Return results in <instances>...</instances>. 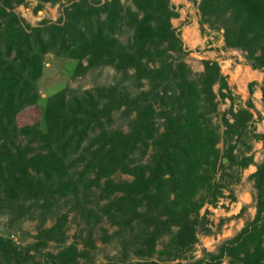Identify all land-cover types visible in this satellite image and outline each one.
Here are the masks:
<instances>
[{
  "label": "trees",
  "instance_id": "obj_1",
  "mask_svg": "<svg viewBox=\"0 0 264 264\" xmlns=\"http://www.w3.org/2000/svg\"><path fill=\"white\" fill-rule=\"evenodd\" d=\"M22 1L0 0V211L11 213L9 219L20 217L27 212L26 204L41 200L48 207L55 197L75 196L80 187L99 185L105 201L97 206L96 215L116 226L113 233L128 231L122 249L133 240L139 244L136 251L150 255L157 237L172 226L176 229L165 247L156 250L189 248L200 206L216 200L212 177L222 165L221 156L235 160L234 144L246 133L247 123L254 122L250 97L232 108L231 92L215 59H201L202 69L191 70L183 60L188 50L170 21L178 13L170 0H128V4L70 0L55 20L41 18L35 24L13 10ZM196 6L199 24L221 28L224 45L243 50L249 66L262 70L259 88L264 110V0H198ZM124 30L130 34L119 39L116 32ZM46 52L74 59L75 73L109 64L129 76L135 87L143 83L146 87L131 93L114 82L70 95L61 88L45 97L40 120L22 123L24 108L38 105L35 81ZM254 82L246 83L249 95ZM217 95L230 100L226 111L231 119L221 116V133L211 121ZM120 106L124 114L133 112L127 119L128 130L106 127L112 111ZM156 117L161 118L159 123ZM260 118L257 111L255 121ZM249 132L264 143V133L254 123ZM20 135L23 142L18 141ZM220 137L222 151L216 145ZM148 148L147 160L134 157ZM251 160V154L243 155L239 165ZM74 164L80 167L69 176L68 168ZM115 170L130 179L112 180ZM249 177L252 217L216 249L178 264H220L225 257L227 264H261L264 154ZM64 218L61 213L51 225H40L35 241L23 246L0 235V259L23 261L31 256V248L38 249L49 239L60 243ZM83 253L75 242L45 252L50 264H75ZM126 264L169 263L141 259Z\"/></svg>",
  "mask_w": 264,
  "mask_h": 264
},
{
  "label": "rangeland",
  "instance_id": "obj_2",
  "mask_svg": "<svg viewBox=\"0 0 264 264\" xmlns=\"http://www.w3.org/2000/svg\"><path fill=\"white\" fill-rule=\"evenodd\" d=\"M69 1L23 0L14 5L13 10L30 24H35L41 18L55 20L61 15L63 6ZM121 1L125 4L129 3L128 0ZM170 1L175 5L178 12L176 16L171 17L170 21L179 31L182 45L188 50L183 56V60L186 61L191 70L197 73L202 69L201 59H215L231 92L232 108L244 105L248 96L254 105V122L250 120L247 123L246 133L234 144L232 151L235 160L230 162L225 158L222 165L216 167L212 179L217 186V197L213 203L203 202L200 206L193 244L189 248L167 247L166 253H159L156 249L165 247L167 237L176 229L175 226H172L169 232L157 237L154 245L155 250L150 255L136 251L139 244L133 240L122 249V238H126L128 231L113 233L116 226L110 224L104 215L99 217L96 215L97 206L104 202L105 198L101 195L99 185H91L86 190L80 187L75 196L69 193L55 197L48 207L42 205L41 200L32 202L30 205L26 204L25 211L27 212L20 217L14 216L9 219L11 213L7 210L0 211V235H8L18 246L35 241L34 235L40 225L49 226L61 213L65 214L62 224L63 241L58 243L49 239L38 249L31 248L28 251L31 256L25 260L5 262L0 259V264H50L45 252L54 253L69 242H75L76 247L84 251L83 255L77 257L75 264H126L128 261L141 259L165 260L169 264L184 263L201 255L203 250L216 249L221 241L231 236L246 219L252 217L254 212L252 206L253 187L249 173L262 159L264 143L253 138L249 129L254 123L256 130L264 133V110L260 100L259 88L263 72L259 68L249 66L243 50L224 45L221 28L211 27L207 22L199 24V13L196 6L198 0ZM128 34L130 33L127 30L116 32L117 37L122 40ZM74 63V59L63 54L46 52L43 55L41 74L35 81L39 95L38 105L26 106L22 112V117L19 119L20 122H29L33 118L40 120L45 97L61 88H66V95H70L96 85H107L114 82L124 84L131 93L146 87L145 83L140 87H135L129 76L115 70L109 64L89 67L75 73ZM250 80L255 82L252 85L253 91L249 95L246 83ZM212 88L216 92V84ZM216 99L218 102L217 110L212 114L211 121L217 125V129L221 133L223 129L221 116L224 115L229 120L231 119L229 112L226 111L230 100L221 99L218 95ZM121 109L122 106L112 111L111 120L106 124V127L128 130L127 119L131 117L133 112L127 115ZM257 111L260 112L261 118L255 121ZM155 120L156 123H159L161 118L156 117ZM92 133L93 131L90 130L89 135ZM24 139L22 135L18 137L19 142H23ZM216 145L222 151L224 144L221 137ZM149 151L148 148L144 155L135 154L134 157L139 158L140 161H145L148 159ZM248 153L252 155V160L246 166L241 167L239 159ZM79 167L80 164L69 166L68 175H72V171ZM130 177L129 174L120 170H115L110 174L112 180L130 179ZM102 179L100 178L101 182ZM78 206H81V209ZM220 264H227L226 257ZM261 264H264V257Z\"/></svg>",
  "mask_w": 264,
  "mask_h": 264
},
{
  "label": "water",
  "instance_id": "obj_3",
  "mask_svg": "<svg viewBox=\"0 0 264 264\" xmlns=\"http://www.w3.org/2000/svg\"><path fill=\"white\" fill-rule=\"evenodd\" d=\"M225 160V157H222V161H224Z\"/></svg>",
  "mask_w": 264,
  "mask_h": 264
}]
</instances>
